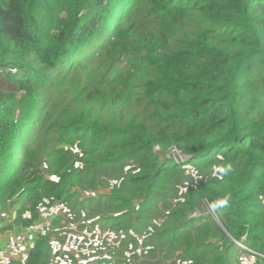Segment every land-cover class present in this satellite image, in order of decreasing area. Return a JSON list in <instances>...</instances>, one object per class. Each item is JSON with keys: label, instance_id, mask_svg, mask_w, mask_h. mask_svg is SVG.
Returning <instances> with one entry per match:
<instances>
[{"label": "trees", "instance_id": "obj_1", "mask_svg": "<svg viewBox=\"0 0 264 264\" xmlns=\"http://www.w3.org/2000/svg\"><path fill=\"white\" fill-rule=\"evenodd\" d=\"M57 203L94 264H264V0H0V236Z\"/></svg>", "mask_w": 264, "mask_h": 264}, {"label": "rangeland", "instance_id": "obj_2", "mask_svg": "<svg viewBox=\"0 0 264 264\" xmlns=\"http://www.w3.org/2000/svg\"><path fill=\"white\" fill-rule=\"evenodd\" d=\"M179 156H181V153L178 150H174L170 154V157L174 159H177ZM107 192L109 190L94 193L89 192L87 197L92 198L96 194H104ZM21 207L22 204H16L4 213L1 228L10 225L14 221L16 213ZM207 214L209 213L203 212L201 215ZM210 214L212 217H216L213 210L210 211ZM59 217L63 218L62 227H65L63 229L65 234L60 235L63 237L60 241L62 244L58 242L54 243L56 255H54L52 260L53 264H74L70 255L78 259L77 264H94L95 258L100 259L103 255H108L109 250L106 249L115 245L113 237H110L106 230H101L98 227L95 229L89 227L90 222L83 219L86 217V212L81 214L80 218L78 217L79 223L86 224V228L82 230L77 223L72 224V220L76 218L72 212L65 210L62 205L57 203L51 209L42 210L39 221L33 225L32 229L22 230L15 227L1 234L0 264H9L11 261L25 263L28 253L38 240V236L47 234L53 220ZM56 238L58 237H53V239ZM243 257L247 256L241 254V258Z\"/></svg>", "mask_w": 264, "mask_h": 264}, {"label": "built area", "instance_id": "obj_3", "mask_svg": "<svg viewBox=\"0 0 264 264\" xmlns=\"http://www.w3.org/2000/svg\"><path fill=\"white\" fill-rule=\"evenodd\" d=\"M180 157V159H181V161H185L186 159H183L181 156H179ZM177 159H178V157H177Z\"/></svg>", "mask_w": 264, "mask_h": 264}, {"label": "clouds", "instance_id": "obj_4", "mask_svg": "<svg viewBox=\"0 0 264 264\" xmlns=\"http://www.w3.org/2000/svg\"><path fill=\"white\" fill-rule=\"evenodd\" d=\"M183 159H185V157H182ZM181 160V159H180ZM244 248V247H243ZM245 249V248H244Z\"/></svg>", "mask_w": 264, "mask_h": 264}]
</instances>
